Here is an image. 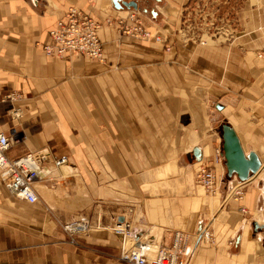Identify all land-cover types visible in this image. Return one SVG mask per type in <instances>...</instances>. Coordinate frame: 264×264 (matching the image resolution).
<instances>
[{"label":"crops","instance_id":"crops-1","mask_svg":"<svg viewBox=\"0 0 264 264\" xmlns=\"http://www.w3.org/2000/svg\"><path fill=\"white\" fill-rule=\"evenodd\" d=\"M188 1L0 0V130L15 136L7 155L48 146L68 158L55 188L37 184L33 203L0 179V264H130L106 229L128 210L137 235L164 241L167 229L194 233L212 213L214 241L200 242L189 264H264V0L228 9L230 36L200 47L181 34ZM70 5L102 21L101 60L45 53ZM131 6L170 50L119 30ZM11 91L21 96L4 99ZM212 101L221 127L261 161L246 180L227 170ZM16 106L22 114L11 118ZM197 154L221 186L214 196L196 182ZM78 213L102 226L72 241L63 224Z\"/></svg>","mask_w":264,"mask_h":264},{"label":"built area","instance_id":"built-area-1","mask_svg":"<svg viewBox=\"0 0 264 264\" xmlns=\"http://www.w3.org/2000/svg\"><path fill=\"white\" fill-rule=\"evenodd\" d=\"M138 11L137 8H128L125 16L118 18L119 30L128 36L150 38L156 42L165 43L160 33L153 34L145 26L140 15L137 14ZM112 22V19H106V23L112 24ZM101 26L102 22L96 20L87 11L70 5L65 14L57 19L54 27L49 29L51 41L43 43L42 47L50 56H69L72 52L78 51L85 57L101 60L104 54V46L99 34ZM200 42L206 41L202 39ZM165 44L166 49L170 50L171 45ZM259 54L264 57V45ZM20 96V92L11 91L5 95L4 99L15 101ZM21 114L19 106L10 109L11 118L19 117ZM14 137L13 134H6L0 130V179L15 197L33 203L39 195L37 184L56 179L61 174L62 167L67 164L68 158L66 156L54 157L48 146L27 151L17 158H10L7 155V149L12 145ZM197 163L196 181L206 190L216 192L221 186L216 183V174L212 167L203 157H199ZM236 193L239 197L243 194L241 190ZM240 209L243 212L246 211L243 205ZM123 213L114 215L109 225L120 240V259L130 264H187L189 256L195 252L199 243L208 242L213 238V230L210 226L199 222L193 234L181 229H170L168 241L156 243L143 236L137 237L136 230L132 227L131 221L127 219L126 212ZM121 216L122 218L119 219ZM94 224L97 227L102 226L101 220L94 221L89 216L80 215L65 222L63 227L70 234L75 235L87 233Z\"/></svg>","mask_w":264,"mask_h":264},{"label":"rangeland","instance_id":"rangeland-1","mask_svg":"<svg viewBox=\"0 0 264 264\" xmlns=\"http://www.w3.org/2000/svg\"><path fill=\"white\" fill-rule=\"evenodd\" d=\"M156 1L159 2L160 0H156ZM245 1L246 0H189L188 3L186 4V7L184 8L183 13H184L185 17H184V19L182 21V24H181L184 27V29H185V30H182L181 34L183 35V37H185L186 43L191 42L196 47H200V46L205 45L207 43H214L215 42L214 40H215V38L217 36L220 37V38H224V37L230 36V31H229V27L230 26H229V23L227 21H229V19H230L231 12L229 13L228 9L232 10V8L233 9L234 8H241V7L244 6ZM128 8H130V7H128ZM155 8H156L155 9L156 11L159 10L158 4L155 5ZM138 10L139 11L137 12V14L140 15L141 20H142V16L144 14V10L143 11L140 10V9H138ZM122 14L125 15L126 12H123ZM180 32H181V30H180ZM202 39H205L206 42H202L201 43L200 41ZM165 49H166V47H165ZM259 52L257 53L258 57L260 59L261 58L264 59L262 54H259ZM213 103H214V101H212V111L214 112V114L216 113V120L214 121V126L217 127L218 129H220V131H221L222 130L221 123L223 122V119H222L221 115L218 114V112H216L214 110V104ZM205 159H206V163L209 164L210 167H212V165L208 162V159L207 158H205ZM67 163H68V161H67ZM197 167H198V163H196L195 170H196ZM195 170H194V173H195ZM61 174H62V171H61ZM61 174L58 177H56V179H54L52 181L44 182V184H46V186L48 185L49 188H55L58 179H60V177H61ZM195 179H196V173H195ZM216 183H217V180H216ZM218 186H219V184H218ZM201 187H203V186L201 185ZM203 188H204V191H205L206 195L214 196V195H216L218 193V191L220 190L221 187H219V189L216 190V192H213V193L210 192L209 190H206L205 187H203ZM241 212H243V211H241ZM121 214H124V213H121ZM80 215H85V216H89L90 217V215H87L85 213H78L77 214V216H80ZM131 215H132V213L126 212L127 219H129L131 221L132 227L135 228V230H137L135 225L133 224V219H131V217H130ZM140 215H141V212H139V211L135 213V216L137 218ZM77 216H75L73 219L77 218ZM209 216H210L209 218L201 220L200 224H203V225L206 224V226H210V228H211L214 216L212 215V213L209 214ZM73 219H71V220H73ZM97 219L100 220V218H97ZM112 221H113V219H112ZM106 229H108L111 232H113L111 230L109 224L107 225ZM169 230L170 229L166 230V232H167L166 235H165V237H166L165 240L166 241H168V237H169V235H168L169 232L168 231ZM211 230H212V228H211ZM67 233L69 235H71V240L75 241V236H77L78 234H83L84 235V234H87L88 232L87 233H78V234H75V235L74 234H70L68 231H67ZM189 233H191V232H189ZM191 234H193V233H191ZM136 236L137 237L143 236V237L148 238L147 236H149V235H147V236H145V235H137V233H136ZM151 238H153L152 240L154 242H156V243H160V242L162 243V241L165 242L162 239L163 235H161V234L160 235H156V236L153 235V236H151ZM213 241H214V232H213V238H211L208 242L202 241L201 243L209 244V243H211ZM196 249H195V251H196ZM194 254H195V252L192 253L189 256L187 264H189L192 261L191 259L193 258Z\"/></svg>","mask_w":264,"mask_h":264},{"label":"water","instance_id":"water-1","mask_svg":"<svg viewBox=\"0 0 264 264\" xmlns=\"http://www.w3.org/2000/svg\"><path fill=\"white\" fill-rule=\"evenodd\" d=\"M127 5H134L133 1L125 2ZM222 137H223V153L226 157L227 170L230 174L236 173L239 178L246 180L251 174L259 171L261 161L253 151L245 155L241 142H239L238 135L235 128H232L228 123L222 124ZM200 154H197V158ZM122 216L119 218L121 219Z\"/></svg>","mask_w":264,"mask_h":264}]
</instances>
